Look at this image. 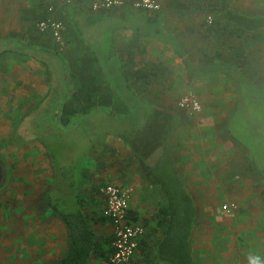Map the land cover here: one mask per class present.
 <instances>
[{
	"label": "crops",
	"instance_id": "crops-1",
	"mask_svg": "<svg viewBox=\"0 0 264 264\" xmlns=\"http://www.w3.org/2000/svg\"><path fill=\"white\" fill-rule=\"evenodd\" d=\"M32 1L34 4L31 6V10L25 9L24 13L21 12L22 19L26 12H29L30 18L33 17V24L35 23L33 25L34 30L37 31L34 32L35 35L40 36V40L41 38L52 40L49 33L39 32L36 28V23L39 20H35L41 12V3L49 4V1ZM171 1L165 0L162 3L160 0L162 7L157 10L160 19L156 23L149 19V16L155 11L137 9L131 6L93 10L90 6V0H82L74 4H67L65 0H56L57 10L54 15L65 23L64 37L67 42L65 49L68 53H64V50L60 52H63L69 64L86 54L97 55L99 72L104 74L106 78L116 80V85L109 80L105 86L106 88H110L112 85L115 87V89H112L113 86L111 88L116 95L111 105L96 106L87 113L77 114L78 116L91 114L96 118L104 117L106 121L103 123L99 119L92 118L96 123L93 124L91 130L95 129V134L96 132L97 134L87 136L90 141L87 151L82 157L84 158L83 168L80 169L82 173L77 176L76 182L68 170L70 163L66 162L67 166L65 167L55 163L52 147L56 140L51 141L50 138H42L30 144L25 143V140L21 141L24 143L19 142V140L11 143L12 126L45 95L48 88V77L45 66L36 58L15 51L8 54L2 53L0 58V143L2 146V142L8 144L3 148L4 151L8 149L15 151L13 156H6L8 179L4 187L7 185L10 188L14 187L12 196L15 198V204L19 208L21 207V212L19 210L20 213L17 212V215H12L11 218H48L49 223L42 222V224L46 230L51 232L50 237L52 239L50 241L52 242L51 247L48 248L46 245L43 253L38 251L39 247L38 249L31 248V259L34 261L32 264H58L68 253L70 245L69 228L60 211L70 213L81 209L88 216L87 219L94 231L95 239L104 242L105 249L111 248L113 226L111 220L103 215L106 202L99 192V187L108 182L132 189L129 202L130 219L145 227V233L139 239L142 244L141 246L138 245L134 254L135 263L172 264L159 258L156 253V247L163 237V225L157 223L156 212L166 202V197L161 186L145 175L141 165L145 163L155 166L165 154H168L174 161L180 177L197 207L194 228L190 236L191 251L197 264H240L236 263L237 257H240L236 255L238 252H232L230 247L232 244L230 240L234 236L225 232L206 230L197 232L195 229L196 220L201 215L196 201L197 192H200L206 201L212 200V191L215 190L217 184L221 183L220 174H230L229 171L231 170L229 163V167H221V161L224 158H219L221 155L216 154L214 148L205 151L201 144V139L212 142L214 137L215 131L212 130L213 123L210 117L204 115L200 116V122L197 119L194 121L192 117H198L199 114L183 110L177 104L171 108L170 103L145 102L142 98L129 103L131 100L127 99L125 95H144L157 89H159V93H162V89L169 88L170 84L177 86L174 80L176 77L175 68L170 64H175V62H177L180 71L186 70V63L193 65L192 70L187 71L192 75L198 72L200 66L210 71L211 68L222 64L217 72L224 74L225 78L229 77L233 80L237 88L236 76L253 80L247 73L246 66L251 60V51L254 45L262 46L264 31L262 38L247 41V65L241 69L233 66L228 67L225 63L229 62L232 51H229L226 46H229L233 40L240 38L237 39L234 36L227 38L226 34H220L213 25L212 34L201 38L191 34L190 38L197 37L199 42L187 41V34H183L186 26L174 27L176 24L173 25V23L178 22L179 15L182 14L180 10H184L185 5H179L178 0H173L175 5H169ZM228 1L229 6L235 11L251 16L264 15V4L261 0H251V3L248 0L245 4L246 7L240 10L232 7L230 0ZM172 13H175V19H171ZM210 13L215 14V19L218 17L217 12ZM29 26V24L26 25L27 31ZM226 26L232 28L235 24L228 22ZM22 38L19 39L27 44L29 42V45L38 47L46 45L41 43L42 40L39 43L35 40L32 42V38H28V42L24 41L26 39L25 34ZM108 39L110 40V50L105 53L101 50ZM207 40H210L211 46H208L210 42L208 41L207 44ZM52 43L56 48V44ZM91 43L95 49L86 54H79L83 47H88ZM220 50L223 53L218 55L217 52ZM210 56L215 57L211 62L204 60V57ZM151 62H163L168 67L169 71L166 72L161 81L147 82L137 78L132 73L136 67ZM103 64H107L108 67L104 68ZM202 74L200 73L196 77H200ZM69 78L76 88L78 79L70 75ZM255 87H257L256 84ZM135 90L138 92L136 93ZM179 110L192 117L187 115L181 118L182 113ZM158 111H164L167 115L158 114ZM77 115L67 121L64 133L69 134L64 143L57 145L67 146V139L70 138L71 131H78L81 128L87 129V126L81 124L80 121L73 123L76 121L75 116ZM114 122L117 125L105 131V134L108 133L112 137L101 149V153L105 150L108 155H103L105 159L99 166V156H91L97 137L104 135L99 128ZM205 128L208 130L204 136L201 135L199 140V134ZM21 147H26V150L23 151L20 149ZM246 156L249 170L253 176L264 183L263 179L251 169L248 154ZM63 158L68 161L70 156L63 153ZM256 178L254 181L257 182ZM75 184L76 187L72 189ZM230 184L233 183L228 182V185ZM251 185H248V190L253 188ZM54 192L55 196L53 195V197ZM1 193L0 200L3 201H8L10 198L7 196L10 197L12 194L11 191L8 194L5 193V190H2ZM251 197L254 198L255 202H260L254 195ZM214 198L216 199V197ZM50 206H55L57 211H54ZM205 210L211 211L210 208H205ZM1 215L4 214L0 213ZM3 218L6 217L3 216ZM58 218L62 224V231H60L62 236L60 240L55 241L57 233L54 231L51 222ZM37 222L41 223L40 220ZM238 235L241 240L251 236L254 239L264 236V232H243L242 234L238 233ZM39 260L44 262L39 263ZM87 264L108 263L103 256L94 253L89 257Z\"/></svg>",
	"mask_w": 264,
	"mask_h": 264
},
{
	"label": "rangeland",
	"instance_id": "rangeland-1",
	"mask_svg": "<svg viewBox=\"0 0 264 264\" xmlns=\"http://www.w3.org/2000/svg\"><path fill=\"white\" fill-rule=\"evenodd\" d=\"M249 1L251 3V0ZM261 1L264 4V0ZM163 2H165V0H162V3ZM183 2L185 8H183L184 10H180L182 14L179 15V18L177 16L178 22L173 23V25L176 24L174 27L186 26L183 34H187V41L192 40L193 42H199V40H197L198 38L212 34V24L207 22V17L211 16L215 18V14L204 11L193 0H183ZM246 2H248V0H230V5L240 10L246 7ZM33 4L32 0H0V39L22 38L24 34L26 36L24 41L28 42V38L34 39V35L37 31L34 30L33 25L35 23L33 24V17L32 19L30 18L29 12H26L28 15L25 14L23 19L21 17V12L24 13L25 9L30 11ZM170 17L171 19H175V13H172ZM27 24L30 25L29 28L31 32L26 30ZM191 34H193V36H198V38H190ZM22 39L19 40L22 41ZM41 40L46 45H53V41L50 38H41ZM109 41L108 39L104 43L105 46L101 51L105 53L109 52ZM208 41L210 42V40H207V44ZM261 44L262 46L259 47H257L258 45H254L251 51V60L246 66L247 73L253 78L259 93L264 91V39L261 41ZM208 46H211V42ZM93 49H95V46L91 43L88 47H83V49L78 51L79 54H86ZM9 52L10 51H5L4 53L8 54ZM64 53H68L67 49L64 50ZM167 54L169 56L168 52ZM170 64L175 68L176 77L174 80L177 86L170 84L169 88L162 89V93H159V89H157L144 95L134 94L125 96L127 99L131 100L129 103L138 101L142 98L145 102L170 103L169 105L173 108L177 104L179 97L184 93L193 91L197 94L202 104V110L198 112V117L189 116L187 113L179 110L182 113L181 118L188 115L192 117L194 121L197 119V121L200 122V116L207 115L210 117L213 123L212 130L215 131L212 142H206L201 139V135L204 136L208 130L206 128L202 129V132L199 134V140L201 139V144L205 151H210L214 148L216 154L221 155L219 158H224V160L221 161L222 163L220 162L222 164L221 167H227L228 163L230 164L231 170L229 173L231 175L220 174L219 179L221 183L217 184L216 188H214L215 190L212 191V200L206 201L200 192H197L198 197L196 201L200 208L201 215H199V218L196 220L195 229L197 232L206 230L229 233L234 236V238L230 240L232 241L230 245L232 252H238L236 255L240 256L237 257L239 261L237 259L236 263L250 264L253 258H259L261 264H264V236H253L256 237L254 239L251 236L245 240L238 238V233L242 234L243 232L253 231L264 232V183L253 176V173L249 170L246 156L248 153L245 149V146H248L259 155L264 154V101L262 100V96H259V93L257 94L258 96H256L261 103L259 109L254 105L246 106L248 105L246 100L251 99L253 95L249 94L248 90L243 89L244 94L240 97H242V102L245 105H238V90L233 80L229 77L225 78L224 74L215 70L207 71L201 66L198 68V72L192 75L187 71H191L193 65H189L186 67V70L180 71L177 62H175V64ZM106 65L107 64H103V67L107 68L108 66ZM200 73L204 74L200 77H196ZM110 81L112 84L116 82L114 78H110ZM135 92L137 93L138 90H135ZM153 92H155V94H152ZM92 118L99 119L103 123L106 121L104 117L96 118V116L91 114H89V116L77 115L75 116L76 121L73 123L80 121L81 124L87 126V129L81 128L78 131H71V136L67 139V146H60L57 145L58 142H55L52 147L54 150L53 155L55 163L62 167L67 166L66 162H68V164L70 163L68 170H70L75 182L78 179L77 176L82 173L80 170L83 168L84 158L82 157L87 151L88 142L90 141L87 136L89 134H97V132L95 134V129L91 130L94 126L93 124L96 123ZM115 125L117 124L114 122L103 126V128H99L104 135L97 137V142L91 154V156L94 157L97 155L99 156V166L105 159L103 155H108L105 150L101 153V149L104 144L109 142L108 139L112 137L108 133L105 134V131L110 130L112 126L114 127ZM20 149L25 151L26 147H21ZM63 153L70 156L68 161L63 158ZM255 178L257 182L254 181ZM228 182L233 184L228 185ZM4 184L1 185L0 194L4 193H1L2 190H5L7 194L11 191L12 194L10 197L7 196V198H10L8 201L0 200V213L4 214L0 216L2 217L0 218V264H32L34 261L31 259V248L38 249L39 247L40 249L38 251L43 253L46 245L48 248L52 245V242H50L52 240L50 237L51 232L46 230L44 224H42V222L49 223V219L11 218L12 215H17L16 213L19 212V210L21 212V207L19 208L18 205L15 204V198L12 196L14 187H11L12 189L8 185L4 187L6 185ZM249 184H252L251 187L253 188H251V190H248ZM75 187L76 184L72 189ZM53 195L55 196V192L52 196ZM252 195L258 198L260 202H255L254 198L251 197ZM214 197H216V199ZM231 202H234L237 207L232 211H228L224 208V205ZM50 207L54 211H57L55 206ZM205 208H210L211 211L205 210ZM225 214L230 216H226ZM3 216L6 218H3ZM33 220L34 222L32 223ZM37 220H40L41 223H38ZM51 224L54 231L57 233L55 241L60 240L62 236L60 233V231H62L61 220L58 218L54 220V222L52 221ZM42 262L44 261L39 260V263Z\"/></svg>",
	"mask_w": 264,
	"mask_h": 264
},
{
	"label": "trees",
	"instance_id": "trees-1",
	"mask_svg": "<svg viewBox=\"0 0 264 264\" xmlns=\"http://www.w3.org/2000/svg\"><path fill=\"white\" fill-rule=\"evenodd\" d=\"M204 11L217 12L218 17L213 18L209 24L214 25L215 29L220 34H226L227 38L231 36L239 40H233L229 46H226L231 52L229 62L226 66L243 68L247 65V47L246 43L250 39H259L263 37L264 31V15L251 16L238 11H235L229 6L228 0H193ZM44 2V1H43ZM178 4L185 5L183 0H178ZM48 3H41V12L38 15L40 20L48 15ZM169 5H175L173 0ZM152 22H159V11L153 12L149 16ZM231 22L234 27H227L226 24ZM214 23V24H213ZM154 24V23H152ZM212 29V28H211ZM226 29V30H225ZM30 28L28 29V32ZM34 35V34H33ZM35 39L32 42L41 41L40 36L34 35ZM35 40V41H34ZM41 43H44L41 41ZM224 45V42H222ZM29 46L17 50L16 47H11L5 51H15L21 54H28ZM218 55L223 53L221 50ZM97 55L86 54L79 60L69 64V72L71 77L78 79V86L74 89L71 96L65 103L63 120L68 121L71 117L79 113H87L96 106L111 105L116 97L115 92L110 88H106V83L110 80L99 72L97 64ZM210 58V59H208ZM215 57H204L205 61L211 62ZM207 61V62H208ZM190 64L186 63V67ZM220 66H215L211 70H220ZM168 67L163 62H151L141 65L132 70V73L141 80L152 82L154 80L161 81ZM190 71V70H189ZM238 90V105H245L242 101L243 89L248 90V93L253 95L251 99L246 100L248 105H255L259 108L261 103L256 96L258 89L251 78L235 77ZM116 85V83H115ZM112 89H115L113 86ZM261 94V95H260ZM264 101V91L259 93ZM261 98V97H260ZM158 114H166V112H157ZM262 129V128H261ZM248 153L251 169L260 176L264 181V154L259 155L256 151L248 146H245ZM142 169L147 177L152 178L159 186H161L166 197V202L162 204L156 212L157 223L163 225V237L156 247V253L159 258L165 259L172 264H197L195 261L191 246L190 236L194 228V220L197 215V207L195 202L187 190L180 174L174 164L172 158L165 154L155 166L142 163ZM63 220L69 228L70 245L68 253L60 260L58 264H87L89 257L97 253L104 257L110 264V256L114 251V247L105 249V244L102 241L95 239L94 231L88 222V216L79 209L75 212L60 211ZM128 217L131 218L128 210ZM102 218H105L102 216ZM131 220V219H130ZM141 241V240H140ZM138 242L141 246L142 241Z\"/></svg>",
	"mask_w": 264,
	"mask_h": 264
},
{
	"label": "built area",
	"instance_id": "built-area-1",
	"mask_svg": "<svg viewBox=\"0 0 264 264\" xmlns=\"http://www.w3.org/2000/svg\"><path fill=\"white\" fill-rule=\"evenodd\" d=\"M48 16L40 19L36 23L39 32L49 33L56 48L63 51L66 48L64 37L65 23L54 14L57 10L56 0H48ZM82 0H65L67 4H74ZM93 10L111 9L120 6H131L137 9L150 11L160 10L162 4L160 0H90ZM213 18L207 17V22L211 23ZM177 106L190 113H198L202 110V104L193 91H188L181 95L177 101ZM99 192L105 198L106 205L103 215L109 218L113 226L114 251L110 256V264H136L134 254L138 247L139 239L145 233V227L141 223L133 222L128 217L129 202L132 189L115 183H105L99 187ZM234 202L224 205L228 211L236 208Z\"/></svg>",
	"mask_w": 264,
	"mask_h": 264
},
{
	"label": "flooded vegetation",
	"instance_id": "flooded-vegetation-1",
	"mask_svg": "<svg viewBox=\"0 0 264 264\" xmlns=\"http://www.w3.org/2000/svg\"><path fill=\"white\" fill-rule=\"evenodd\" d=\"M29 44L16 37L0 39V53L2 50H8L11 47L22 50L21 48L29 46L28 56L36 58L45 66L48 77L47 92L33 108L24 113L21 119L16 123L14 122L15 124L13 123L10 140L11 143L17 140L19 142L25 140V143L30 144L42 138H50L49 140H56L54 142L62 144L69 134L64 133V128L67 124V121L63 120L64 107L75 89L73 81L69 78V62L63 52L58 51L52 44L39 47ZM1 56L2 54H0V58ZM2 143L3 146L0 143V161L6 164V156H13L15 151L9 149L4 151L3 148L8 144Z\"/></svg>",
	"mask_w": 264,
	"mask_h": 264
},
{
	"label": "water",
	"instance_id": "water-1",
	"mask_svg": "<svg viewBox=\"0 0 264 264\" xmlns=\"http://www.w3.org/2000/svg\"><path fill=\"white\" fill-rule=\"evenodd\" d=\"M8 179L7 165L0 161V185H3Z\"/></svg>",
	"mask_w": 264,
	"mask_h": 264
},
{
	"label": "clouds",
	"instance_id": "clouds-1",
	"mask_svg": "<svg viewBox=\"0 0 264 264\" xmlns=\"http://www.w3.org/2000/svg\"><path fill=\"white\" fill-rule=\"evenodd\" d=\"M250 264H261V261L259 260V258H253Z\"/></svg>",
	"mask_w": 264,
	"mask_h": 264
}]
</instances>
